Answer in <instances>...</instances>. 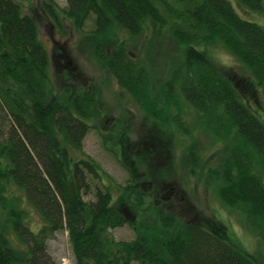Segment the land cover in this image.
I'll list each match as a JSON object with an SVG mask.
<instances>
[{"label":"trees","instance_id":"1","mask_svg":"<svg viewBox=\"0 0 264 264\" xmlns=\"http://www.w3.org/2000/svg\"><path fill=\"white\" fill-rule=\"evenodd\" d=\"M38 1L56 23L64 16L82 30L92 17L95 37L128 34L130 42H96L93 56L149 123L167 126L173 142L185 139L180 149L191 169L202 168L222 203L264 238V108L251 105L257 91L264 94V25L241 17L231 0H66L63 8ZM235 1L264 10V0ZM151 27L170 29L182 49L157 87L149 59L131 41ZM216 46L248 75L236 78L221 67L211 55ZM91 128L126 168L125 184L84 152ZM128 131L121 115L109 116L95 83L56 91L36 20L17 0H0V264H59L47 242L64 229L74 264H264L216 219H184L162 204L158 175L169 167L143 187L149 170H142L141 149L155 157L158 148L145 138L129 157ZM200 132L220 143L214 165L201 162ZM33 213L37 229L30 227ZM125 224L135 237L116 240L111 229Z\"/></svg>","mask_w":264,"mask_h":264},{"label":"rangeland","instance_id":"2","mask_svg":"<svg viewBox=\"0 0 264 264\" xmlns=\"http://www.w3.org/2000/svg\"><path fill=\"white\" fill-rule=\"evenodd\" d=\"M17 1L22 5L24 11L31 14L36 20L39 36L50 57V75L56 91L63 93L66 89L72 91L82 84L95 83L100 90L101 102L109 116L115 118L121 115V120L129 129L128 137L131 143L129 157L134 152L133 149L140 145V142H143L145 138L155 141L158 148L155 157L149 156L148 147L141 146V153L146 154V164L142 170H149V177L146 175L147 179H145L143 187L155 183V179L152 180V178L156 177L160 167H169V171H164L168 174L163 175L164 172L160 171L162 170L160 168L159 171L163 177L158 175V179L164 182V185L161 184L163 187H158L157 191L159 194L162 193L161 200L166 202H163V205L179 212L184 216V219L200 222L216 219L224 226L232 240L238 243L237 245L264 260L263 234L254 231L238 210L231 209L222 203L214 189L213 181L206 179V173L202 168L191 169L190 162L180 149L185 144V139L184 142L179 139L177 141L175 139L173 142L171 134L167 131V126L162 127L149 123L140 108L127 94L121 92L114 78L93 56L92 46L96 42L102 41L108 46H113L121 40L130 42L128 34L122 30H114L105 37H95L91 32L94 28L92 17L87 20L82 30H77L64 16L60 18L59 23L51 20L43 12L38 0ZM56 2L61 8L67 5L66 0H56ZM231 2L241 17L264 25V10L262 12L252 11L240 6L235 0H231ZM131 41L132 49L138 55H143V58L149 59L154 86L157 87L166 82L169 78L170 63L178 62L182 55L181 46L172 38L170 29L147 28L141 36L131 39ZM211 55L221 67L230 72L231 76L234 75L237 78L238 74L248 75L245 68L225 48L212 47ZM256 98V100L252 99L251 105L254 108H259L262 105L264 108V94L261 89L257 91ZM258 116L260 117V114ZM187 118L190 119L191 115ZM260 119L264 122V119L261 117ZM198 142V154L201 162L214 165L215 159L212 154L219 148L220 143L213 142L211 136L204 132L199 133ZM168 145L173 146L172 150H168ZM83 149L115 183L123 185L127 182L129 174L126 168L118 161L116 153H110L103 147L101 137L96 129L91 128L86 134ZM148 165L149 167H147ZM150 178L151 182L148 183ZM114 194L117 195L116 190ZM39 225L40 220L33 213L30 227L37 229ZM111 232L116 240H131L136 235L135 231L127 224L113 228ZM47 246L52 260L61 264L63 258H67L70 264H74L67 230L57 232L47 242Z\"/></svg>","mask_w":264,"mask_h":264},{"label":"built area","instance_id":"3","mask_svg":"<svg viewBox=\"0 0 264 264\" xmlns=\"http://www.w3.org/2000/svg\"><path fill=\"white\" fill-rule=\"evenodd\" d=\"M69 260V259H68ZM67 258H63V260L61 261V264H70Z\"/></svg>","mask_w":264,"mask_h":264}]
</instances>
